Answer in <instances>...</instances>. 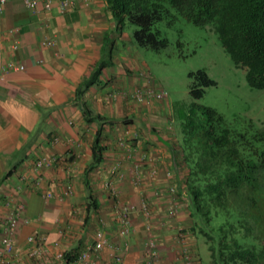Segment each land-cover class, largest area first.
I'll return each mask as SVG.
<instances>
[{
	"label": "crops",
	"instance_id": "crops-1",
	"mask_svg": "<svg viewBox=\"0 0 264 264\" xmlns=\"http://www.w3.org/2000/svg\"><path fill=\"white\" fill-rule=\"evenodd\" d=\"M45 38L53 44H42ZM8 61L24 69L0 75V243L11 208L22 203L21 215L28 218L19 221L9 264H78L76 256L66 263L55 253H77L92 240L98 217L110 242L118 243L113 198L105 185L109 180L119 201L135 207L125 264L144 262L148 235L157 241L160 264H182L174 257L176 235L179 225L188 227L189 218L182 209L175 218L168 215L172 197L166 187L172 179L165 175L169 167L175 181L182 177L178 138L162 102L145 106L131 97V90L147 82L145 68L105 0H73L64 12L56 4L51 11H31L22 0H7L0 12V63ZM83 107L101 118L87 120ZM120 139L126 147L119 146ZM95 143L99 150L91 164ZM41 155L54 162L36 169L33 162ZM144 156L153 158L156 173L150 176L151 163L141 160L137 186L131 170ZM67 182L73 193L60 199ZM49 191L53 195L46 197ZM89 197L98 204L94 211L87 210ZM142 200L148 217L139 211ZM29 234L45 238L46 251L38 258L25 255ZM112 252V246L105 247L96 264H112Z\"/></svg>",
	"mask_w": 264,
	"mask_h": 264
},
{
	"label": "trees",
	"instance_id": "trees-1",
	"mask_svg": "<svg viewBox=\"0 0 264 264\" xmlns=\"http://www.w3.org/2000/svg\"><path fill=\"white\" fill-rule=\"evenodd\" d=\"M105 2L118 26H136L130 35L134 44L156 51L168 43L158 30H152L162 18L170 25L178 14L197 26H209L233 62L245 68L248 85L264 88V0ZM188 76L194 99L215 84L203 69ZM83 113L87 120L101 118L86 107ZM98 148L96 143L92 147L91 164L97 160ZM176 148L182 164V186L176 195L186 201L190 234L202 236L207 243L206 264H264V125L249 120L237 130L214 108L194 105L182 122ZM89 208H98L93 198ZM88 219L87 214L84 222ZM76 254L65 251L63 260L70 262Z\"/></svg>",
	"mask_w": 264,
	"mask_h": 264
},
{
	"label": "rangeland",
	"instance_id": "rangeland-1",
	"mask_svg": "<svg viewBox=\"0 0 264 264\" xmlns=\"http://www.w3.org/2000/svg\"><path fill=\"white\" fill-rule=\"evenodd\" d=\"M169 10L176 14L172 7ZM176 15L170 25L167 18H162L152 26V30H158L167 39L164 48L156 51L133 44L148 79L155 87L168 93L164 104L168 124L178 140L181 139L182 122L194 105L214 108L227 125L237 130H242L249 120L256 125H264V88L248 85L245 68L233 62L209 26H197ZM135 28L129 23L124 25V31L130 35ZM198 69H203L215 84L206 87L204 94L194 99L189 93L188 74ZM184 212L187 213L186 210ZM192 239L194 245L191 246L198 255L197 259L206 264L209 251L205 239L200 235H192Z\"/></svg>",
	"mask_w": 264,
	"mask_h": 264
},
{
	"label": "built area",
	"instance_id": "built-area-1",
	"mask_svg": "<svg viewBox=\"0 0 264 264\" xmlns=\"http://www.w3.org/2000/svg\"><path fill=\"white\" fill-rule=\"evenodd\" d=\"M25 7L28 10L36 11L38 8H42L46 11H51L54 4L57 5V9L60 12H64L69 9L73 0H22ZM7 0H0V12ZM10 33L14 30H8ZM42 44L52 45L53 40L45 38L42 40ZM16 46V45H14ZM24 65L21 63H16L14 61H8L5 63H0V75L4 74L7 71H17L23 70ZM142 76L145 77L146 83L143 86H137L135 89L130 91L131 97L136 100L142 101L145 106H151L155 103L162 102L165 104V101L168 97V93L163 88H157L154 84L148 79L146 71L142 72ZM169 128L172 129V126ZM119 146L126 147L125 140L118 141ZM144 162H150L151 166L149 168V175L154 176L156 173V168L152 164L153 158L142 157L139 161L135 162L131 170V182L134 185L141 184V174H140V165ZM54 162V158H51L47 155H41L33 162V167L40 169L42 167L50 166ZM67 171V169H65ZM165 175L169 181L166 187V193L169 194L172 199L167 206V213L170 217H176L182 208L185 209L186 201L178 197L176 193L180 191L179 189L182 186V177L180 180L175 181V173L173 169L167 167L165 169ZM106 189L108 190L109 195L113 198V218L117 223L119 239L118 243L112 244L108 235L104 231L103 220L98 217L95 221L96 227L93 230V238L91 241H87L82 248H80L76 254L75 261L78 264H96L97 256L105 247L112 246L113 252L111 253V262L112 264H125L123 253L129 249V239L128 236L131 232V223L130 217L135 211V207L132 204L121 203L118 199L119 192L117 187L112 183V181H107L105 183ZM73 193V187L70 182H67L62 189L60 194V199L67 198ZM53 193L51 191L46 192V197H51ZM9 205V202H6ZM23 204H16L15 207L11 208L7 217L4 219L3 224V235L1 237V246H0V264H9L15 258V255H12L15 239L18 233L19 221L28 222L26 216L21 215V210ZM139 211L142 216L148 217L150 215V209L146 200H142L139 206ZM147 227H150L149 225ZM190 234L188 227L186 225H179L176 239L178 243V248L175 251L174 257L182 262V264H200L197 259V254L193 251L192 246L190 245L188 235ZM45 238L43 236H37L34 234H29L26 236L27 247L25 250V255L29 258H38L45 251ZM144 254L142 264H160L159 263V250L157 246V241L152 235H148L144 242ZM64 252L58 250L55 253L57 259H63Z\"/></svg>",
	"mask_w": 264,
	"mask_h": 264
}]
</instances>
